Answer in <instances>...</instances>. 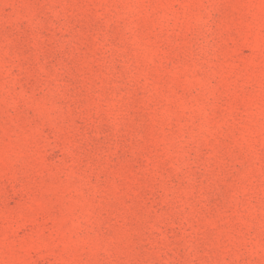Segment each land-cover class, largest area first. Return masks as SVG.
Returning <instances> with one entry per match:
<instances>
[{
	"label": "rangeland",
	"instance_id": "1",
	"mask_svg": "<svg viewBox=\"0 0 264 264\" xmlns=\"http://www.w3.org/2000/svg\"><path fill=\"white\" fill-rule=\"evenodd\" d=\"M0 264H264V0H0Z\"/></svg>",
	"mask_w": 264,
	"mask_h": 264
}]
</instances>
